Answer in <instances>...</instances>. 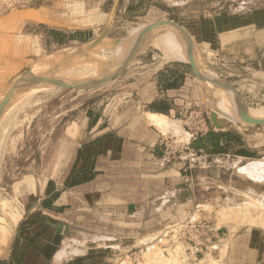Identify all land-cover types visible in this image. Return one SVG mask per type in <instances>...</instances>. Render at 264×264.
Returning a JSON list of instances; mask_svg holds the SVG:
<instances>
[{
    "label": "rangeland",
    "instance_id": "374dc122",
    "mask_svg": "<svg viewBox=\"0 0 264 264\" xmlns=\"http://www.w3.org/2000/svg\"><path fill=\"white\" fill-rule=\"evenodd\" d=\"M92 1L88 13L92 14L96 22L94 27L99 36L108 27L106 39L99 44V49L106 50L107 46L118 43V40H121L120 43L137 40L136 45L126 49V51L134 50L141 43V40L138 43V38L140 39L142 30L157 22H166L146 32L161 30L181 39H184V36L189 45L188 50L190 47L193 51L197 49V56L199 60L201 59V64L203 63L202 69L211 71L217 83H222L228 89L220 87V91H224L221 92V98L240 107H244L243 102L247 107L246 110H251L253 115L257 113L260 116L259 114L264 112V0ZM43 2L44 0H0V75H2L1 62H4L3 59L8 55L10 46L16 43V47L19 48L18 37L21 43L22 30L18 28L21 26V21L16 20L23 18L21 15L23 10L43 6ZM83 2V0H48L46 4L73 7L79 14H85L84 9L87 7L86 2ZM168 26L181 30L183 36L178 32L164 31L163 28H170ZM241 28L245 29L241 37L256 40L255 46L247 45L244 48L228 50L221 56L210 54L217 46L218 34L226 32L229 37L233 35L234 30ZM144 37L142 36L141 39L144 38L145 41L146 36ZM147 38V41L152 39ZM12 39H15V42ZM143 40L142 46L147 42ZM89 45L74 48H77L76 51L81 54L89 51ZM93 50L98 51L96 48ZM70 51L72 50L64 48L58 52ZM126 51L118 58L101 65H93L94 67L63 65L58 70H52L53 73L50 72L46 79L39 78V80H47L46 83L41 82L45 84L44 86L31 89L30 85L34 84L37 70L45 58L37 64L34 78L25 87L24 82L29 81L27 78L30 70L33 69L31 67L48 54L33 56L25 69L17 72L1 87L3 89L0 91V106L8 99L10 93L19 87L11 97V102L9 101L3 110L9 109L15 99L23 103L0 130V225L6 227L12 225L13 222H9L8 215L15 214L16 220L24 207L30 205V208H33L38 204V198L35 196L38 192L35 190L34 193L33 189L39 183L59 181L68 176L78 144L82 139L94 137L95 133H90V130L95 128L101 119H108L110 114L117 112L128 100L134 102L142 100V91L147 87H154L152 96L159 95V89L165 84V80L172 77L164 73V68L172 63H177L181 70L180 76L175 81L182 88L178 96L181 100V113L169 117V123L160 121L156 127L166 139L173 141L178 151H183L188 145L186 143L190 138L188 132H199V129H202L197 124L200 120L207 121L209 131L216 129L211 120L212 109L220 117L223 128L234 129L243 124L239 121V116L231 115L221 107L222 100L216 101L209 94L205 80L202 84L192 69L189 59L185 62L176 60L162 51L155 42L148 47L138 49L136 56L126 64L120 75L103 84L108 77L123 67L121 65L130 55ZM203 85L209 98L202 92ZM230 86L237 91L235 92ZM29 88L31 91L27 93ZM25 94L29 95L28 99ZM132 112L135 113L130 108L128 113ZM160 124L162 125L159 126ZM170 124L176 129L171 134L168 130L174 131V129ZM250 132L264 135V126H258ZM207 167L204 166L203 169L206 168L208 178L216 180L211 182L217 187L209 189V193L221 192V194L217 193L221 198L218 197L219 195L216 198L213 195L208 198L205 191L203 194L197 191L187 194L188 199L195 198L197 194L196 196L204 202L199 210L194 211L198 212L194 221L210 219L220 233L229 235L245 229L264 230V160L220 159ZM204 185L207 187L210 184ZM57 198L58 195H53L47 211L55 217L63 215L69 223L73 221L76 232H72V236L75 241L70 245H75L79 249L73 253H80L88 245H92L99 249L107 248L111 252L114 264H222L223 253L220 254L218 246L212 250V253L192 261L184 245L178 244L173 247L167 245L168 237H165L166 231H161V225L152 227L137 237L129 234V228H126L125 234L112 231L108 238L94 237V235L88 237L93 227L92 221L86 219L87 206L74 207L71 198L67 196L61 201ZM183 198L181 195L175 196L177 201L182 202ZM87 201V197H83V202ZM83 202L80 204L82 205ZM95 230L101 229L96 227ZM219 236L222 237V234ZM8 245L5 248L0 246V253L6 251ZM154 252H158L157 257ZM62 253L63 257L60 255ZM66 253L64 249L58 257L64 258Z\"/></svg>",
    "mask_w": 264,
    "mask_h": 264
},
{
    "label": "crops",
    "instance_id": "0c3cea01",
    "mask_svg": "<svg viewBox=\"0 0 264 264\" xmlns=\"http://www.w3.org/2000/svg\"><path fill=\"white\" fill-rule=\"evenodd\" d=\"M47 1L44 0L43 6L23 10V18L16 20L21 21L18 27L22 30L21 43L18 37L19 48L13 43L1 62L0 91L17 72L29 65L33 56L48 54L44 56L46 58L64 48L89 45L99 37L94 27L96 22L88 13L92 0H83L87 7L85 14L65 5H47ZM244 30H234L229 37L226 32L218 34L217 46L209 51L210 54L221 56L228 50L255 46L256 40L241 37ZM164 69V73L172 77L165 80L159 95L152 96L154 87H147L142 91V100H128L108 119H101L90 130L95 133L94 137L82 139L78 144L68 176L34 187V193L35 190L38 192L35 195L38 204L33 208L30 205L24 207L8 226L12 232L11 241L3 247L9 244L6 251L0 253V264H114L107 248L88 245L80 253H73L79 250L70 245L75 241L73 221L69 223L63 215L55 217L47 211L53 195H58V201L64 196L70 197L74 207L87 206L86 219L92 221L93 227L88 237L108 238L112 231L125 234L126 228H129V234L137 237L152 227L161 225V231H164L170 225L194 221L198 213L194 211L204 202L197 194L192 199L186 198L187 194L205 191L208 198L211 195L221 198V192L209 193V189L217 188L211 182L216 180L208 178L204 166L210 167L220 159L264 160V135L250 132L258 126L241 124L234 129L188 132L190 138L186 143L199 158V166H190L191 159L187 156L181 157L182 161L166 163L161 147L165 137L149 115L167 118L180 115L178 96L182 88L175 83L181 73L177 63ZM170 83L172 85L168 86ZM202 87L208 97L205 86ZM130 108L135 113H128ZM170 126L174 129L168 130L171 134L176 129ZM177 195L184 197L182 202L175 200ZM83 197H87L86 203ZM7 218L11 222L10 217ZM96 227L101 230H95ZM221 234L217 246L220 254L223 253L222 264H264V230L245 229L231 235ZM64 249L67 251L65 257L59 258Z\"/></svg>",
    "mask_w": 264,
    "mask_h": 264
},
{
    "label": "bare ground",
    "instance_id": "6f19581e",
    "mask_svg": "<svg viewBox=\"0 0 264 264\" xmlns=\"http://www.w3.org/2000/svg\"><path fill=\"white\" fill-rule=\"evenodd\" d=\"M168 27H170V28H163V30L164 31H168V32H178V33H180L183 36V34L180 31H178L177 29H175L174 27H171V26H168ZM142 36L143 37L146 36L145 41L143 40L145 38L144 37L143 39H141V43H139L138 46L136 48H134V50H128V51H126V49H128L129 46H133L134 44L136 45V42L135 41H137V40L131 41V42L130 41L129 42H122V43H120L121 40H118L117 41L118 43H114L113 45L107 46L106 50L99 49V45H98L96 47V49H98L97 52H95L93 50V51H88V52H84V53L82 52L80 54L79 52L76 51L77 48H71V49H69V50H72L70 52L62 53L63 52L62 51V52L54 53V54L50 55L48 58H45L44 57L45 59L42 58L40 61H38L35 64V66L33 67L32 71L30 70L29 75H28L29 81H25L24 82V86L26 87V86H28L31 83L32 78H34L33 74L35 73L37 64L39 62H41L43 59L44 60L42 61L41 65L39 66V68L37 70V73H36V76H35V80H33L34 84L30 85L31 89L32 88L40 87L42 85L44 86L45 84H42V83L40 84V82L38 83V82H35V81L38 80L41 77L42 78H45L50 72H52V70L53 71L58 70L63 65H66L68 67H76V66H79V65H80V67H83V66L84 67H90V66H93V65L94 66L95 65L97 66L99 64L101 65L104 62L106 63V62H109V61H111L113 59L118 58L122 53H124L126 51V53L127 54L130 53V55L128 56V58L126 59V61L124 62V64L121 65V67H122L125 64H127L128 61H130V58L134 55V52H136L138 49H143L145 47H148V46H150L154 42L156 43V45L162 51L166 52V54L168 56H170V57H172V58H174L176 60H181V61H184V62H185L186 59H188V46L189 45H188V42H187V40H186V38L184 36H183L184 39H181V38L176 37V36H171L170 34H167V33L163 32L161 30H154L153 32H146ZM147 37L152 38V39H150V40L147 41V39H148ZM138 40H139V38H138ZM142 40L144 42L147 41L143 46H142ZM196 50H194L193 53H194V57L196 59L197 65H198V67L200 69V72H201V75H202L201 83H203V80H205V86H206L209 94L216 101L217 100H220V101L222 100L221 107L227 113H229L231 115L239 116V113H245V114H247L249 116H252L254 118L264 119V112H262V113L259 112L260 113L259 114L260 116H258L257 113H254L253 112L254 113V115H253L250 112L251 110L250 111H248L249 109L246 110L247 107L243 104V102H242V105L244 107H242V106L240 107V106H236V104H234V103L232 104L230 102L225 101L223 98H221V96H220L221 95V92H224V91L223 90L220 91V87H222L224 89H227V88L222 83H217V80H216V78L214 77V75L212 74L211 71H205V69H202L201 65L203 63L201 64V61H200L201 59L199 60V58H198L199 56H197ZM76 52L78 54H76ZM80 69H82V68H80ZM77 78H78V76H77ZM41 80H43V79H41ZM42 82H44V81H42ZM31 89L29 88V90H27V93L30 92ZM17 96H19V94H17ZM26 97H28V96L26 95ZM25 98H24V100H25ZM239 99L241 100L240 97H239ZM19 101H20L19 99H15L12 102L11 107L9 109H6V110L4 109L3 112L0 114V130H2L3 127H5L6 122L8 123V121L13 116V114H15L14 112H17L18 109L20 108V104L23 103V101H20V103L18 104ZM212 106H213V104H212ZM255 114H257V115L255 116ZM149 117H150V119L153 122L156 121L157 124L160 121L163 122V123L169 121V118H167L165 116L152 115L151 114V115H149ZM161 125L162 124H160L159 126H161ZM14 215H12V214L11 215H8L10 217L11 221L13 219H15V216L16 215L15 216ZM10 236H11V232L8 229V227L3 226V225H0V246L4 243V245L1 246L2 248L8 242V240L10 239ZM156 254H158V252H154L155 257H157ZM60 255L62 256L63 253L60 254ZM65 255L66 254H64V256ZM161 255H163V253H161ZM160 256H159V258H160ZM161 258H162V256H161Z\"/></svg>",
    "mask_w": 264,
    "mask_h": 264
},
{
    "label": "built area",
    "instance_id": "2783aa9c",
    "mask_svg": "<svg viewBox=\"0 0 264 264\" xmlns=\"http://www.w3.org/2000/svg\"><path fill=\"white\" fill-rule=\"evenodd\" d=\"M202 127L200 133L209 131V126L206 120H200L198 123ZM198 132V131H195ZM198 132V133H199ZM161 147L163 148V160L166 163H172L180 160L181 157L187 156L190 158V166H197L199 158L194 153L192 148L187 145L183 151H178L171 139H162ZM165 237H168V244L171 247L182 244L186 247L189 259L197 261L207 254L212 253L217 246L219 239V229L212 223L210 219L201 221L188 220L168 226Z\"/></svg>",
    "mask_w": 264,
    "mask_h": 264
},
{
    "label": "water",
    "instance_id": "95a60500",
    "mask_svg": "<svg viewBox=\"0 0 264 264\" xmlns=\"http://www.w3.org/2000/svg\"><path fill=\"white\" fill-rule=\"evenodd\" d=\"M169 24H173L172 22H168ZM161 24H166V22H157L155 24H152L150 25L148 28H146V30L142 31L141 34H140V39L138 41V43L140 42L141 38H142V35L150 28L154 27V26H157V25H161ZM172 26V25H171ZM180 30V29H179ZM181 31V30H180ZM108 32V27H106L103 31V33L95 40L93 41L92 43H90L89 45V51H92L94 48H96L100 43H102L105 39H106V34ZM137 54V51L134 52V55L130 58V61H128V64L133 60V58L136 56ZM188 59H189V63L192 67V69L194 70L195 74L198 76V78L201 80L202 79V75H201V72H200V69L197 65V62H196V59L194 57V53H193V49L190 48L188 50ZM127 65L125 64L122 68H120L119 70H117L112 76L108 77L103 84H106L110 81H112L115 77H117L118 75H120V73L125 69ZM27 80H29V78H27ZM44 80H36L35 82H42ZM47 81L45 80L43 83H46ZM56 83V82H55ZM54 83V84H55ZM53 84V83H51ZM101 84V85H103ZM100 85V86H101ZM99 87V86H98ZM232 87V89L236 92V88H234L233 86H230ZM97 88V87H96ZM14 91L10 93L8 99L2 103V105L0 106V112L3 110V108L8 104V102L10 101V98L12 97ZM213 113L211 115V120L213 122V124L215 125L216 129H222V124L220 123V117L218 116L217 112L215 110H213ZM239 121L243 124H246V125H251V126H264V119H258V118H254L252 116H249L245 113H239Z\"/></svg>",
    "mask_w": 264,
    "mask_h": 264
}]
</instances>
